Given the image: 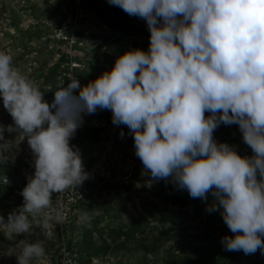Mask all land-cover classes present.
<instances>
[{
  "label": "clouds",
  "instance_id": "obj_1",
  "mask_svg": "<svg viewBox=\"0 0 264 264\" xmlns=\"http://www.w3.org/2000/svg\"><path fill=\"white\" fill-rule=\"evenodd\" d=\"M108 3L146 21L148 50L126 51L86 85L70 77L51 103L0 51V99L13 121L0 125V164L14 162L13 149L25 139L34 158V174L20 193L23 204L7 220L0 215V231L31 236L39 226L55 236L50 221L63 225L66 213L53 208V193L76 191L89 179L70 140L84 115L99 109L111 111L114 125L127 126L142 175L150 177L147 187L166 180L193 199L207 202L211 195L206 211L220 212L234 234L222 237L225 250L264 252V0ZM221 124L239 126L251 157L215 140ZM5 131L16 138L6 140ZM3 183H9L6 175ZM38 215L40 225L29 218ZM19 244L18 264L46 255L39 241Z\"/></svg>",
  "mask_w": 264,
  "mask_h": 264
},
{
  "label": "rangeland",
  "instance_id": "obj_2",
  "mask_svg": "<svg viewBox=\"0 0 264 264\" xmlns=\"http://www.w3.org/2000/svg\"><path fill=\"white\" fill-rule=\"evenodd\" d=\"M68 1L0 0V51L12 56L13 65L36 82L45 93L44 99L49 103L54 99V91L50 89L55 81V76L51 74L54 61L41 40L40 36L45 30L41 22H58ZM99 2V7L90 9L89 20L85 23L87 49L90 54L87 68L82 72L83 85L95 80L102 72L110 70L117 57L122 55L111 43L120 35L102 20V15L119 26L148 30L144 19L119 11L108 0ZM149 38L139 36L129 37V40L147 51ZM93 115L99 119L96 124L101 129L100 140L96 144L91 140L74 141L72 145L79 149L85 171H95L105 176L111 171L113 179L92 198L88 203L90 206L85 208V205L81 209L80 219L78 218L70 233V248L77 253L80 264H181L179 258L189 254L188 243L209 245V241H203L208 226L205 214L164 226L154 220L155 208L165 207L167 185L160 184L157 180L152 182L150 188L146 186L150 177L142 175L143 165L135 155L134 141L127 126L114 125L110 110L98 109ZM12 123V118L0 99V125L7 126ZM121 132L124 133L123 136L120 135ZM16 135L7 131L4 133L6 140H14ZM220 138L235 146L240 155L244 156L247 152L253 155L251 148L244 143L238 125L222 124L215 140L221 142ZM13 151L16 153L14 162L5 164L22 174V178L25 175L32 176L34 158L27 140L21 141L18 149ZM165 182L171 183L166 180ZM212 200L213 197L209 195L207 202H203L207 206ZM85 214L90 217L87 222L81 220ZM4 218L7 220L6 216ZM135 220L141 223L145 232H138L135 237L113 232L115 228H129ZM142 220H148L149 223ZM216 220L221 223L222 216L219 215ZM25 239L29 243L39 241L45 248V257L32 261V264H57L59 249L55 238H48L46 234L39 237L38 234L29 236L23 233L12 238L2 231L0 264H18L17 257L22 251L19 241Z\"/></svg>",
  "mask_w": 264,
  "mask_h": 264
},
{
  "label": "built area",
  "instance_id": "obj_3",
  "mask_svg": "<svg viewBox=\"0 0 264 264\" xmlns=\"http://www.w3.org/2000/svg\"><path fill=\"white\" fill-rule=\"evenodd\" d=\"M87 0H69L63 10L61 19L55 24L42 21L41 26L44 31L41 34V40L45 43L47 50L53 56L54 66H58L57 74L54 77V85L50 87L56 91L58 87L63 84L64 87L70 82V77H77L80 84L83 86L82 72L87 68V61L89 58V51L87 49L86 28L85 23L89 20L91 11L86 7ZM43 24V25H42ZM78 95V92L76 93ZM99 119L93 114H85L83 117V124L78 128L74 137L70 140L72 145L75 141L76 135L83 130L85 126L98 127L96 122ZM89 173V179L75 190H67L62 194L53 193L52 206L53 208L63 207L66 213V221L63 225L53 224L55 231V241L58 244L59 254L57 257V264H80L79 257L76 252L72 251L69 244L70 233L76 226L79 218V213L88 201L92 200L100 191L113 179L112 172L108 175H99L95 171L86 170ZM25 175V174H23ZM9 183L3 186H14V192L7 203H17L23 200L20 194L22 189L28 182V176H24L25 183H22L20 178L14 173L6 175ZM22 206L18 203L17 208ZM8 217V216H7ZM6 217V218H7ZM34 224H42L43 217L37 216L35 218L29 217ZM80 219V218H79ZM45 231V230H44ZM46 234V233H45Z\"/></svg>",
  "mask_w": 264,
  "mask_h": 264
},
{
  "label": "trees",
  "instance_id": "obj_4",
  "mask_svg": "<svg viewBox=\"0 0 264 264\" xmlns=\"http://www.w3.org/2000/svg\"><path fill=\"white\" fill-rule=\"evenodd\" d=\"M99 1L100 0H87L85 5L89 10H95L100 6ZM115 8L119 11H123L120 7L116 6ZM104 13L105 12H103V14ZM102 20L119 33L120 36H118L111 43L114 44L122 54L131 49H142L139 44L129 40V37H150L149 30L119 26L107 19L104 15H102ZM57 71L58 66L55 65L51 74L55 76ZM206 115H208V113H206ZM221 125L214 131V138L218 136ZM100 131L101 129L99 127L90 125L85 126L83 130L76 135L75 142H85L86 140H91L93 144H96L101 138ZM220 141L225 142L224 138H220ZM244 156L251 157L252 154L251 152H247ZM13 173L18 176V178L22 179V183H25V179L21 177L22 174L7 164H0V215L6 217L14 209H17L18 203L23 204V200H19L14 204L6 202L11 198L14 192V186H3L1 182L5 175H11ZM158 181L160 184L167 185L166 187L168 189V192L164 195L165 207L155 208L156 216L154 217V220L159 222L161 226H164L165 224L170 225L179 220H184L198 214H205L208 221L203 241H209V245L206 243H202L200 245L195 244V242L188 243L187 246L189 248V254H187L184 258H179L181 264H264V252L260 250L251 255H245L243 251L225 250L221 244L222 237L225 235L232 236L234 234L229 231L223 221L221 223L217 222L216 219L220 215V212L209 213L206 211V204L198 198H191L187 190H179L172 182L168 184L165 180ZM106 186L107 185H105V187ZM90 201H88L87 204H84V206L86 205L85 208L90 206V204H88ZM174 205H176L177 208H175ZM142 222L149 223L148 220H142ZM113 232L118 233L119 235L135 237L136 233L145 232V230L143 229L141 223L138 220H135L129 228L125 230L122 228H115L113 229ZM34 234H38L39 237H42L44 236L45 231L41 227L37 226L34 229Z\"/></svg>",
  "mask_w": 264,
  "mask_h": 264
}]
</instances>
